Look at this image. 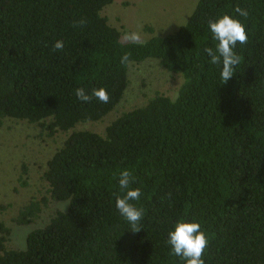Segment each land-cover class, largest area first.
<instances>
[{
    "label": "trees",
    "instance_id": "1",
    "mask_svg": "<svg viewBox=\"0 0 264 264\" xmlns=\"http://www.w3.org/2000/svg\"><path fill=\"white\" fill-rule=\"evenodd\" d=\"M113 1L0 0V125L70 131L43 173L48 196L31 198L12 221L34 223L49 201L63 208L29 228L22 248L9 247L12 228L0 222V264H185L166 243L181 218L205 230V264H264V0H198L177 31L136 44L101 13ZM237 6L249 13L239 17L248 42L237 43L241 60L224 83L222 64L204 52L217 43L208 21L236 16ZM58 40L62 51L53 50ZM126 52L131 64L156 58L181 73L177 94L156 93L103 133L76 130L122 100ZM78 87H103L110 99L82 102ZM125 168L141 190L139 232L115 207Z\"/></svg>",
    "mask_w": 264,
    "mask_h": 264
},
{
    "label": "rangeland",
    "instance_id": "2",
    "mask_svg": "<svg viewBox=\"0 0 264 264\" xmlns=\"http://www.w3.org/2000/svg\"><path fill=\"white\" fill-rule=\"evenodd\" d=\"M198 0H114L102 14L108 22L125 33L138 31L142 41L154 35H167L184 25ZM129 84L116 108L96 122L79 123L76 130L103 133L107 125L125 111L144 105L156 93L175 97L184 78L181 73L165 69L159 59L148 58L130 63ZM70 132V131H69ZM69 132L50 134L43 126L25 120L6 119L0 125V222L12 228V248L24 246L25 232L48 220V213L63 208L62 203L49 201L45 213L30 225L13 223L18 210L33 197L48 196L43 173L53 154ZM26 171V173L24 172ZM26 182L23 184L22 182ZM29 230V231H30Z\"/></svg>",
    "mask_w": 264,
    "mask_h": 264
},
{
    "label": "clouds",
    "instance_id": "3",
    "mask_svg": "<svg viewBox=\"0 0 264 264\" xmlns=\"http://www.w3.org/2000/svg\"><path fill=\"white\" fill-rule=\"evenodd\" d=\"M236 16L222 14L215 19L208 21V28L212 38L217 41L215 48L206 47L204 52L210 57L209 63L212 65H221V80L226 83L234 75L235 66L239 65L241 57L234 51L237 43L243 45L248 42V35L245 24L239 17L247 19L249 13L247 9L237 6L234 9ZM86 19L81 18L74 22V26H84ZM123 39L133 44L142 43L141 35L138 31L125 33ZM64 43L58 40L53 45V50H63ZM131 53H124L120 62L122 65L129 64ZM76 97L82 102H90L96 98L101 103H108L110 97L107 90L103 87L92 89L91 93H86L85 89L78 87L75 90ZM178 97L173 99L176 102ZM134 176L131 170L125 168L119 172L118 184L120 192L113 193L115 197V207L119 214L124 217L130 225V230L139 232L141 230L140 221L143 216V209L136 206L133 201H139L141 197L140 188H132ZM171 246V253L180 257L185 264H205L203 255L209 244L205 230L199 222L193 220L187 222L183 218L178 220L174 230L168 233L166 241Z\"/></svg>",
    "mask_w": 264,
    "mask_h": 264
}]
</instances>
